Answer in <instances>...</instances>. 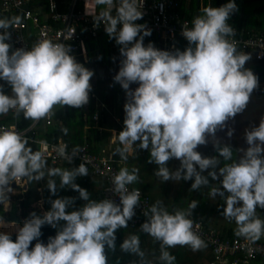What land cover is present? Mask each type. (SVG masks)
I'll return each mask as SVG.
<instances>
[{
  "label": "clouds",
  "instance_id": "9594fccd",
  "mask_svg": "<svg viewBox=\"0 0 264 264\" xmlns=\"http://www.w3.org/2000/svg\"><path fill=\"white\" fill-rule=\"evenodd\" d=\"M95 3L106 6L96 19L103 21L104 31L120 46L122 57L113 80L126 93L125 116L123 129L116 134L121 147L113 155L127 160L136 149L147 150L148 162L157 165L154 172L157 177L164 182L192 180L191 190L208 186V177L219 180L220 187H212L209 194L224 199L222 215L235 221V235L253 242L259 240L264 236V220L256 214L258 207L264 209V116L258 126L245 129L248 147L238 149V160L220 167L218 157H205L196 150L211 137L218 156L231 160L232 147L221 146L216 133L244 112L251 94L259 87L258 77L245 68L251 55L238 52L235 43L228 39L235 31L228 23L231 14L238 10L235 0H228L220 7L203 8L202 14L193 18L192 27L183 25L181 35L188 46L174 51L157 49L152 42L145 46L144 38L151 36V29L136 23L143 18L144 0H118L115 15L111 12L114 0H95ZM16 22L0 19L3 30L0 80L11 89L8 95L0 84V115L9 112L20 115L29 120L22 122L23 127L30 120L38 122L49 117L56 106L87 105L94 72L77 62L70 54L71 47L63 43L44 39L29 49L12 50L6 41L11 39L8 30ZM132 84L138 86L133 89ZM67 131L63 129L65 135ZM233 134L234 129L228 128L226 135L230 138ZM28 145V139L15 131L14 126L0 128V204L3 209L6 206V212L12 205L10 199L6 201L7 192L16 197L19 189L24 190L26 178L40 181L45 177V151H33ZM77 152L78 149H73L70 155L63 144L57 148L58 156L69 163ZM172 159L180 161L174 171L167 166ZM116 168L119 172L113 184L119 203L113 199H89L88 191L75 183L77 177L88 176L83 163L71 169L48 168L49 177H59L60 189L78 192L85 203L75 208L76 197L56 198L50 200V210L42 216L32 213L22 226L7 222L13 224L16 238L13 241L10 233L0 232V264H108L105 249H115L117 230L128 227L140 201L138 189H127V185L138 180V169L129 172L127 168ZM205 171L207 176L202 174ZM23 177L25 184L18 192H11L12 182ZM47 188L52 195L56 194L55 179H48ZM196 206L197 202L193 201L189 211L169 213L157 201L143 212L147 220L137 227L161 242L159 259L164 264L175 261L168 248L179 245L199 251L206 247L188 218ZM70 208L73 210L69 211ZM45 224L57 230L46 244L39 239ZM0 226H3L2 218ZM33 241L37 242L31 246ZM120 248L139 256L141 264H147L138 236L123 240Z\"/></svg>",
  "mask_w": 264,
  "mask_h": 264
},
{
  "label": "built area",
  "instance_id": "2783aa9c",
  "mask_svg": "<svg viewBox=\"0 0 264 264\" xmlns=\"http://www.w3.org/2000/svg\"><path fill=\"white\" fill-rule=\"evenodd\" d=\"M117 2L118 0H114L112 15H115ZM181 2L182 0H144L143 18L136 23L146 24L147 28L151 29V36L144 38L145 46L152 42L160 50L174 51L186 48L184 43L188 45V42L183 38L181 32L184 24H187L189 28L192 27V20L181 15ZM104 10H106L105 5ZM100 12L101 5H96L95 0H0V19L7 18L18 21L8 30L11 33V39L6 42L12 45V50L29 49L36 41L48 39L54 43L69 45L71 47L70 54L82 64L86 61L83 55L88 41H94L99 35L106 33L103 21L96 19ZM228 23L235 30L234 35L229 36L228 39L235 43L237 51L254 53L255 60L263 61L264 33L238 31L232 23ZM2 31L0 30V32ZM11 112L14 113V110ZM52 122L53 114L38 122L30 120L27 126L22 127V121L14 116L13 123L2 124L0 128L14 126L15 131L28 139L29 147L34 151H45L46 161L57 164L65 160L58 156L57 148L62 144H67L62 141L54 142L38 138L39 125L50 126ZM73 149H78V152L72 162L83 163L93 176L104 179L106 181V188L103 190L104 198L113 199L119 203V197L114 192L113 184V178L119 170L113 165V159L91 154L87 145L79 147L67 145V152L70 155ZM24 184V177L18 178L10 185L11 192H18V188ZM127 189L128 191L134 190L128 186ZM149 209V199L140 191L139 205L135 208V215L131 222L141 227L147 220L143 212ZM188 218L193 222V231L211 250L212 259L209 264H251L256 259L264 260V242H253L238 236H221L191 216Z\"/></svg>",
  "mask_w": 264,
  "mask_h": 264
},
{
  "label": "crops",
  "instance_id": "0c3cea01",
  "mask_svg": "<svg viewBox=\"0 0 264 264\" xmlns=\"http://www.w3.org/2000/svg\"><path fill=\"white\" fill-rule=\"evenodd\" d=\"M228 0H182L181 2V15L184 18H188L189 20H193L194 17L202 14V9L205 7H220L224 4H226ZM235 3L237 5L238 10L235 11L231 16L238 17L241 20L237 19V22H241L243 26H245V23L247 22L249 27H252L254 29L253 32H263L264 33V23L259 24L256 18H258V15H262V11L264 9V0H235ZM239 6V7H238ZM238 15V16H237ZM252 22V23H249ZM244 30V29H243ZM93 44H96V48L93 47ZM106 47V53H107V59L104 60H97L94 56V54L99 53L101 48ZM120 46L116 44L114 39H110L109 36L104 33L102 35H99L98 38L92 42L87 43L85 54L83 55L85 57V67L88 69H93L96 73V80H91L92 84V90L89 93V102L87 105L81 107V108H72L68 106H64V110L59 111L58 107L56 106L53 109V122L50 126H45L44 124H40L38 127V138L40 140H46V141H62L67 143V140H64L63 136H57L54 138H49L48 133L50 131V127H55L56 129H59L63 132V129H67V134L72 133L73 136L76 133L78 135L77 140V146L79 147L81 145H87L88 151L96 156L108 158L111 157L114 161V164L119 169L121 168H127L129 172H131L133 169H138V180L130 185L131 188H145L146 191H149V197L152 199L151 206L156 203L153 200V197H160L162 200V205L167 209L168 212L174 213L176 210H183L185 212L189 211V205L193 202H197L196 208H194L191 212V216L196 220L201 221L206 228L212 229L215 232H217L221 236H230L228 234H232V236L235 235L236 226L234 228H230L227 225L221 223L222 219H225L222 215L223 211V202L224 199L219 197L218 201L216 202L215 198L210 196V191L208 192V201L206 203H202L201 200L203 199V191L199 195L200 190H202L205 187H220L219 180L213 181L211 177H208L209 179V185L205 187H201L199 190H191V184L192 180L185 181L183 179L174 180L173 182L167 183L169 187H173L174 185L181 186L186 185V190L184 191L183 198L177 197L176 191L174 190H167L163 186H159V179L158 177L153 174V171L155 172L157 169V165L154 163V167H150L147 165L150 157V153L147 150H141L136 149L133 154L129 155L127 160L121 159L119 155H113L114 150L117 147H121L119 144V141L116 137V134L118 135L119 132L123 129V120H124V110L123 106L126 102V93L121 88V86L114 82L113 80V74L118 72L120 67V60L122 57L120 56L119 52ZM251 55V59L246 62L245 68L250 69L257 77L258 79L264 80V61H256L254 59V56L252 53H249ZM98 63L100 64V67L97 66ZM102 65V66H101ZM117 87L118 90L124 93V97L122 98H115L112 100V98L109 100L107 93L113 91V87ZM138 85L132 84L130 87L135 88ZM99 87L104 93L105 96L98 95V93L95 92V88ZM259 94L255 93V90L251 94L250 101L248 104H250L253 108L259 110L261 112L260 114L252 113L250 116L252 119H258V122L260 121V118L264 116V88L260 89ZM11 93V91H10ZM69 108L72 109L71 112H69ZM253 112V111H250ZM14 116L18 117V120L20 119L22 122H26L29 120H26L22 117H19L18 115L11 114L12 120L9 122V124L13 123ZM55 119V122H54ZM76 121V122H74ZM227 126L230 127V124L227 123ZM66 134V136H67ZM216 138L221 143V146L223 144L232 145L236 152V157L233 159V162L238 160L239 158V152L238 149L247 147H243L245 141L241 139V141L236 138L231 141H229L227 138L222 137V134L220 133V130L216 133ZM135 147V146H134ZM198 152H200L202 155L206 156V152H211L214 150V144L212 142V139H209V142L206 145H201L196 149ZM216 150V148H215ZM34 151V150H33ZM210 157V156H209ZM46 163H49L46 161ZM55 168H58L57 165L61 164L58 163L56 165H52ZM64 164H75V163H64ZM168 166V165H167ZM51 168L47 166L45 168V172L47 173V169ZM211 171V169L209 170ZM218 171V169H217ZM89 174V172H88ZM203 175L207 176V171L202 173ZM90 175V174H89ZM26 178V177H25ZM41 181V180H40ZM26 186H24V189ZM211 190V189H210ZM154 191V193H153ZM163 191L168 194L167 197H162L161 194ZM176 196L178 198V206L173 207L170 204V201L173 199V197ZM36 205H33V207H38V209L42 210L43 201L40 199L38 202L35 203ZM221 205L222 211H218V207ZM257 216L261 215L262 220H264V209L257 208ZM196 216V217H195ZM3 220V219H2ZM3 223L5 224V229L7 228V223L3 220ZM16 225V224H15ZM19 226V225H16ZM232 232V233H230ZM11 235L16 234L10 233ZM264 242V236H262L259 240ZM251 264H264V260L254 261Z\"/></svg>",
  "mask_w": 264,
  "mask_h": 264
},
{
  "label": "trees",
  "instance_id": "16d2710c",
  "mask_svg": "<svg viewBox=\"0 0 264 264\" xmlns=\"http://www.w3.org/2000/svg\"><path fill=\"white\" fill-rule=\"evenodd\" d=\"M104 5H101V11H103ZM238 20L243 21L242 19L238 18ZM255 20L258 21L259 24L264 23V9L262 11V15H258V18ZM228 22L232 23L234 27L237 28L238 31L243 30L244 32H253L254 29L252 27H249L248 23H245V26L242 25L241 22H235L233 20H228ZM252 23V22H249ZM92 42V40L88 41ZM184 45L187 47L188 45L184 43ZM0 84L4 85V92L8 95H11L9 90V86L7 83L3 80H0ZM12 120L10 112L7 115H0V124L1 123H7ZM50 131L48 133L49 138H54L57 136H63L64 140H67L68 144L70 147L77 146V140H78V135L75 133L74 136L72 133H68L67 136L64 134L59 129H56L55 127H50ZM232 147V159L231 160H224L223 157L218 156V152L215 150H212L211 152H206V157H218L220 164V167H223L226 163H232L233 159L236 157V152L234 147ZM49 162V161H48ZM50 163V162H49ZM49 163H46L47 166L51 168H55L54 166H51ZM58 168L61 169H71L73 167L79 166L81 164L79 161H73L72 163L75 164H64V163H69L68 161H60ZM52 164V163H51ZM58 164V163H57ZM56 165V164H52ZM46 166V167H47ZM90 174V173H89ZM88 176H82V177H77L75 180V183L79 184L80 187L86 189L89 193V199L90 200H96V201H101L104 200V195H103V190L106 188V182L102 178H96L92 176L91 174ZM48 179H55L56 184H57V192L55 195H52L47 188V181ZM26 188L19 189V192L17 196L15 197V201H12L11 208L8 212L4 211L3 206L0 204V218H2L6 222H13L18 224L19 226H22L23 222L26 219L31 218V214L35 213L38 216H42L44 212L50 210L51 204L50 200H54L56 198H63V197H76L75 200V208L82 207L85 203V201L81 200L79 198L78 192L70 189V188H64L60 189L59 188V183L60 179L59 177H49L47 173L45 172V177L41 181H29L26 178ZM130 189H133L130 187V185H127ZM142 192L144 196L149 197V191L147 192L145 188H138ZM186 190V187H182L181 191H176L177 197L183 198L184 191ZM162 197H167L168 194L163 191H161ZM154 193V191H153ZM153 197V200L160 201V197ZM176 196L173 197V199L170 201L171 206L177 207L178 206V198ZM43 201V210L36 209L32 207V205L37 202L38 200ZM152 199L149 197V206L151 207V201ZM224 203V202H223ZM225 205L223 204V207ZM73 210L72 208L69 209V211ZM170 213V212H169ZM196 217V216H195ZM197 218V217H196ZM195 218V219H196ZM198 219V218H197ZM201 222V221H200ZM63 222H61L62 224ZM202 223V222H201ZM203 224V223H202ZM7 229L3 230L6 233H14L15 228L13 227V224H7ZM204 225V224H203ZM5 226L3 223V226H0L2 229ZM205 226V225H204ZM56 229L53 228L51 225L45 224L41 228L42 236L39 238L40 241L44 242L45 244L48 241V238L50 236H55L56 235ZM232 233V232H230ZM131 235H136L139 237L140 241V249L145 253V261L147 264H164L163 261L159 259L160 254H161V248H160V241L155 240L153 237H151L149 234L144 233L139 227L133 225V223L128 221V227L126 228H120L116 232V247L115 249H105L106 255H107V260L108 264H141V258L137 255L127 253L121 250L120 244L123 242V240L128 239ZM232 236V234H228ZM13 241L16 238V234L11 235ZM37 241H33L31 246H34ZM167 251L170 252L171 255L175 257L174 264H209V262L212 259L211 255V250L210 248L206 245V247L202 248L199 251H193L189 246H176L173 248H168ZM261 259H256L254 261H259Z\"/></svg>",
  "mask_w": 264,
  "mask_h": 264
},
{
  "label": "rangeland",
  "instance_id": "374dc122",
  "mask_svg": "<svg viewBox=\"0 0 264 264\" xmlns=\"http://www.w3.org/2000/svg\"><path fill=\"white\" fill-rule=\"evenodd\" d=\"M238 7H239V6H238ZM237 16H238V15H237ZM229 19H230V20H233V21H235V22L237 23V19H238V17L230 16ZM93 47L96 48V44H93ZM99 50H100L99 53L94 54L95 58H96L97 60H104V59H107V53H106L107 51H106V47H103V48H101V49H99ZM100 64H101V63H98L97 66L100 67ZM101 66H102V65H101ZM91 70L94 72V75H93L92 79H93V80H96V76H95V73H96V72H95L93 69H91ZM113 77H114V74H113ZM92 79H91V80H92ZM258 81H259V87H258L257 89H255V93H256V94H259V92H260L259 88H260V89H263V88H264V80L261 78V79H258ZM90 83H91V81H90ZM92 89H93V88H92ZM9 90H11V89H9ZM95 92L98 93V95L105 96V93H104L101 89H99V87H96V88H95ZM107 96H108V99H109V100H110L111 98H112V100H114V99L117 98V97H119V98L124 97V93L121 92L120 90H118V88L115 86V87H113V91H112V92L107 93ZM64 109H65L64 107H62V108H61L60 106L58 107V110H59V111H62V110H64ZM68 111L71 112L72 109L69 108ZM250 111H253V112H250ZM252 113H255V114L258 115V114H260L261 112H259V110L255 109V108H253L250 104H248L247 108L244 110L243 113L238 114L234 119H230V120L227 122V123L230 124V127L227 126L224 130H220V133L222 134V137L227 138L229 141H231V140H233V139H236V138H238L240 141H241V139H243V140L245 141L243 147H248V145H247V143H246V140H245V138H244V132H245V129L250 128V126H258V125H259V122H258V119H257V118H256V119H252V118L250 117V116L252 115ZM54 122H55V119H54ZM74 122H76V121H74ZM228 128H232V129H234V134H233V136L230 137V138L226 135V133H227V129H228ZM210 138H211V137H209V139H210ZM202 156H205V155H202ZM205 157H206V156H205ZM147 165L150 166V167H154V164H153V163H149V162H148ZM179 165H180V161H179V160H176V159H172V160H170V161L168 162V167H169L170 171H174L176 168L179 167ZM153 174H154V171H153ZM158 179H159V183H158V185H159V186H163V187H164L165 189H167V190H171V191H172V190H174V191H178V190H179V191H181V188H182V187H186V185H185V184L183 185V183L181 184L180 187L177 186V185H174L173 187H172V186L169 187L167 183L173 182L174 180H169V181H165V182H164L161 178L158 177ZM210 189H211V188H209V187H205V188H203L202 190H200L199 195L202 193V191H203V195H204V196H203V199L201 200L202 203H206V202L208 201V192L210 191ZM175 195H176V194H175ZM8 199H10L11 202H12V201H15V197H14L12 194H10V193L7 194V200H6V201H8ZM218 199H219V196L216 197L215 201L217 202ZM35 205H36V204H35ZM36 208H38V207H36ZM4 209L7 210L6 206L4 207ZM218 211H219V212L222 211V207H221V205H219V207H218ZM258 217H259L260 219H262L261 215H258ZM221 223L227 225V226L230 227V228H234V227L236 226L234 220H233V221H229V220H227V219H222ZM6 229H7V228H6ZM3 230H5V226H4L2 229L0 228V232H4ZM5 233H6V232H5Z\"/></svg>",
  "mask_w": 264,
  "mask_h": 264
}]
</instances>
